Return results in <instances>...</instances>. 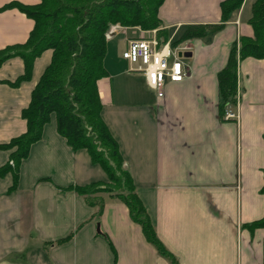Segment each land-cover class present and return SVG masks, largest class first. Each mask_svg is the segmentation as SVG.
<instances>
[{"label":"crops","instance_id":"obj_1","mask_svg":"<svg viewBox=\"0 0 264 264\" xmlns=\"http://www.w3.org/2000/svg\"><path fill=\"white\" fill-rule=\"evenodd\" d=\"M222 1L163 0L158 7L156 32L164 31L171 46L188 26L222 24L172 46L191 55L182 56L184 78L167 82L161 97L121 58L131 38L144 36L138 27L106 40L107 76L97 82L102 120L158 241L177 264H264V227H245L264 215V58L238 62L230 107L236 121L219 116L217 82L232 44L253 37L255 0H243L223 23ZM10 2L38 0H0V50L24 43L33 27L18 9L4 8ZM51 55L43 51L18 86L11 83L23 74L21 58L0 64V145L25 132L21 111ZM9 155L0 149V167ZM96 182H107L106 174L85 149H70L52 114L19 165L15 189L9 191L10 173L0 178V264H171L115 196L67 190Z\"/></svg>","mask_w":264,"mask_h":264},{"label":"trees","instance_id":"obj_2","mask_svg":"<svg viewBox=\"0 0 264 264\" xmlns=\"http://www.w3.org/2000/svg\"><path fill=\"white\" fill-rule=\"evenodd\" d=\"M163 0H38L35 5L10 2L4 8H16L33 21V27L24 43L0 50V64L18 56L24 71L12 86L30 79L33 62L45 50H51V60L33 88L29 104L21 111L26 130L18 137L0 145L9 150V160L0 167V178L10 173L16 187L18 168L28 155L30 146L41 139L42 129L55 116L56 131L72 151L85 149L93 164L104 171L107 182L86 186H69L67 190L79 195L104 192L119 199L127 207L131 219L141 226L145 239L157 252L177 264L158 241L151 220L140 199L124 162L117 142L102 120V103L97 82L106 77V33L110 26L138 27L144 31L158 29L157 10ZM243 0H225L220 3L222 23L238 10ZM253 37H241L233 43L225 67L218 73V110L222 119L226 109L236 103L237 65L246 57L264 58V0H255L248 21ZM222 24L213 26H188L180 39L200 37L206 30L215 31ZM158 37L167 34L158 30ZM264 140V133L262 135ZM264 180V172H263ZM264 194V185L261 188ZM249 231L264 227L260 220L245 226Z\"/></svg>","mask_w":264,"mask_h":264},{"label":"built area","instance_id":"obj_3","mask_svg":"<svg viewBox=\"0 0 264 264\" xmlns=\"http://www.w3.org/2000/svg\"><path fill=\"white\" fill-rule=\"evenodd\" d=\"M117 25L111 26L106 38L116 33ZM144 36L130 39L121 53V58L129 66V71L141 73L147 86L154 90L158 97L163 95L167 82H179L186 74V66L179 55L183 51L172 48L171 44L157 36L156 30L145 31ZM236 111L226 109L223 120L236 121Z\"/></svg>","mask_w":264,"mask_h":264},{"label":"rangeland","instance_id":"obj_4","mask_svg":"<svg viewBox=\"0 0 264 264\" xmlns=\"http://www.w3.org/2000/svg\"><path fill=\"white\" fill-rule=\"evenodd\" d=\"M114 26H116V25H114ZM111 27V26H110ZM123 28H126V27H121V26H118L117 25V29H116V33L118 32V31H121ZM110 29V28H109ZM108 29V30H109ZM141 30V29H140ZM142 31V34H145L144 32V30H141ZM108 32V31H107ZM121 37H122V33H119V34H117V37H115V41H116V48H117V50L120 52V50L122 49V47H123V41L121 40ZM178 36H176L175 38H174V41L175 40H178ZM131 39H136V38H131ZM106 40H107V38H106ZM181 60H183L184 61V58H181Z\"/></svg>","mask_w":264,"mask_h":264},{"label":"water","instance_id":"obj_5","mask_svg":"<svg viewBox=\"0 0 264 264\" xmlns=\"http://www.w3.org/2000/svg\"><path fill=\"white\" fill-rule=\"evenodd\" d=\"M179 55H181V54H179ZM190 52H184L183 54H182V56H184V57H190Z\"/></svg>","mask_w":264,"mask_h":264}]
</instances>
